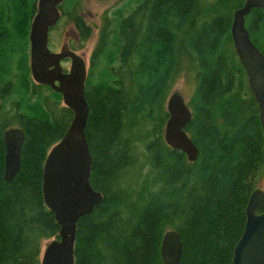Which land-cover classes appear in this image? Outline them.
I'll return each instance as SVG.
<instances>
[{
  "label": "trees",
  "instance_id": "1",
  "mask_svg": "<svg viewBox=\"0 0 264 264\" xmlns=\"http://www.w3.org/2000/svg\"><path fill=\"white\" fill-rule=\"evenodd\" d=\"M37 2L0 0V264H40L43 241L59 238L61 228L45 204L43 168L73 111L31 77ZM244 2L119 0L102 15L84 93L90 182L103 199L77 223L75 264H164L170 229L183 242L179 264H231L264 169L260 107L231 33ZM74 24L81 40L91 37L81 15ZM245 25L264 54V9H252ZM180 79L193 86L186 130L199 148L194 162L163 135ZM12 126L24 129L25 141L20 171L8 182L3 133Z\"/></svg>",
  "mask_w": 264,
  "mask_h": 264
},
{
  "label": "water",
  "instance_id": "2",
  "mask_svg": "<svg viewBox=\"0 0 264 264\" xmlns=\"http://www.w3.org/2000/svg\"><path fill=\"white\" fill-rule=\"evenodd\" d=\"M63 2L38 0L29 32V65L33 80L61 93L64 105L73 111L69 127L50 148L44 163L42 189L45 204L54 213L61 228L59 238L47 244L40 264H75L77 223L103 199V194L95 190L90 182L92 155L86 136L90 107L84 93L87 60L74 50L52 52L48 47L49 30L59 21ZM254 8L264 9V0H245L233 14L231 33L236 53L247 72L249 86L259 104L264 132V54L251 40L245 25L246 17ZM66 58L71 59V67L69 72L64 73L61 63ZM166 110L169 114L164 126L166 144L184 152L189 162L196 161L199 148L186 130L193 112L185 95L179 90L171 92ZM3 137L4 176L10 182L21 168L25 131L21 127H9ZM263 199L264 190L257 188L252 192L246 210L245 228L234 248L231 264H264V211H258ZM182 253L180 233L175 229L167 230L161 243L164 264H179Z\"/></svg>",
  "mask_w": 264,
  "mask_h": 264
},
{
  "label": "rangeland",
  "instance_id": "3",
  "mask_svg": "<svg viewBox=\"0 0 264 264\" xmlns=\"http://www.w3.org/2000/svg\"><path fill=\"white\" fill-rule=\"evenodd\" d=\"M118 2L119 0H79L78 2H76L73 8L71 6V8L68 9L67 5L62 6L61 9L65 10L66 14L62 17V19L57 24V26H55L52 29L50 33L51 44L55 46L56 48H59L60 45L64 41L71 42L72 35L74 32L73 29L75 28L74 27L75 25L74 16L76 14L81 15L84 18L85 22L89 26H91L92 35L89 39L85 41L84 45H79V43L77 44L76 42L75 44H77L76 46H77L78 53L83 55L86 58L87 64L89 67L90 56L98 40L99 30L102 24V15L104 14L105 11L114 7ZM176 90L181 91L185 95L186 101L189 104L190 96L192 95V91H193L192 84H189L185 80L180 79L178 82H176L171 92L176 91ZM251 102L254 104V108H255L257 105V102L256 104L254 101H251ZM141 147L143 149L144 145H142ZM133 170L136 171L135 168L133 167L127 172L131 174L132 173L131 171ZM257 188L264 190V169L258 175L255 181V184H254L253 191ZM53 239L54 238H50V239L43 241L40 256H42L47 244Z\"/></svg>",
  "mask_w": 264,
  "mask_h": 264
},
{
  "label": "flooded vegetation",
  "instance_id": "4",
  "mask_svg": "<svg viewBox=\"0 0 264 264\" xmlns=\"http://www.w3.org/2000/svg\"><path fill=\"white\" fill-rule=\"evenodd\" d=\"M60 10H61V17H60V19H59V21L57 22V24L60 22V20L62 19V9H61V7H60ZM57 24L55 25V26H57ZM54 26V27H55ZM54 27H52V28H50V30H49V38H48V47L50 48V50L52 51V52H60V51H62L63 49H70V50H74V51H76V52H78L77 51V44L79 43V45H84L85 44V40H81V37H80V35L78 34V31H77V28H76V26L74 25V29H73V35H72V41L70 42V41H64L61 45H60V47L59 48H56L55 46H53L52 44H51V35H50V33H51V31H52V29L54 28ZM75 42L77 43V44H75ZM62 68H63V72L64 73H66V72H69V70H70V67H71V59L70 58H66V59H64L63 61H62ZM32 77V76H31ZM32 80H33V78H32ZM34 81V80H33ZM34 83L35 84H38V83H36L35 81H34ZM58 83V82H57ZM38 85H41V84H38ZM43 86H46V87H48V88H50V90L51 91H53V92H56V93H58V94H60L61 95V93H59V92H57V91H55L52 87H50V86H48V85H43ZM63 104V105H62ZM60 105H62V106H65L64 105V103H63V97H62V95H61V102H60ZM66 107V106H65ZM12 127H17V126H12Z\"/></svg>",
  "mask_w": 264,
  "mask_h": 264
},
{
  "label": "bare ground",
  "instance_id": "5",
  "mask_svg": "<svg viewBox=\"0 0 264 264\" xmlns=\"http://www.w3.org/2000/svg\"><path fill=\"white\" fill-rule=\"evenodd\" d=\"M164 135V134H163ZM165 140V139H164ZM5 171V170H4Z\"/></svg>",
  "mask_w": 264,
  "mask_h": 264
}]
</instances>
